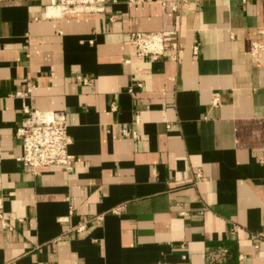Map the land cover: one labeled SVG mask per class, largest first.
<instances>
[{"label": "crops", "instance_id": "1", "mask_svg": "<svg viewBox=\"0 0 264 264\" xmlns=\"http://www.w3.org/2000/svg\"><path fill=\"white\" fill-rule=\"evenodd\" d=\"M51 1L0 0V264H264V0ZM24 106L65 113L70 172L19 160Z\"/></svg>", "mask_w": 264, "mask_h": 264}, {"label": "built area", "instance_id": "2", "mask_svg": "<svg viewBox=\"0 0 264 264\" xmlns=\"http://www.w3.org/2000/svg\"><path fill=\"white\" fill-rule=\"evenodd\" d=\"M104 0H52L50 7L54 8L57 15L75 13L78 11H100ZM128 43L135 46L137 55L151 56L156 58L163 51V37L161 32H133L128 37ZM197 48V47H196ZM251 56L258 63L264 59V43L253 41ZM83 83H88L87 78L78 77ZM138 86H141L139 83ZM128 91L133 93V87ZM220 102L219 93L214 94L213 105ZM111 110L115 111L117 106L112 103ZM24 117L16 127L15 133L21 139L22 153L19 160L34 170L37 167L46 165H59L65 171L70 172L73 168L74 155L69 147L72 144V137L68 134L66 115L63 111H41L23 107ZM126 133V129H122ZM133 134H135L133 132ZM202 172L198 171L197 179H201ZM116 210V209H115ZM0 224L2 227L10 228L8 218L4 215L0 201ZM82 223L77 227L78 231L84 229ZM258 247V245H255ZM187 254L182 260L174 264H188ZM151 264H171L156 262Z\"/></svg>", "mask_w": 264, "mask_h": 264}]
</instances>
